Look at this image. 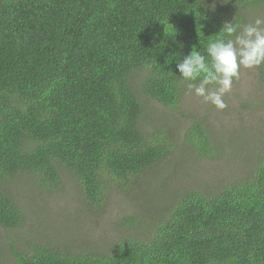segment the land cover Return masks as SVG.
Returning a JSON list of instances; mask_svg holds the SVG:
<instances>
[{"label": "trees", "instance_id": "1", "mask_svg": "<svg viewBox=\"0 0 264 264\" xmlns=\"http://www.w3.org/2000/svg\"><path fill=\"white\" fill-rule=\"evenodd\" d=\"M256 9L264 0H0V226L26 233L0 253L13 264H264V141L248 173L143 198L102 243L31 228L18 191L43 199L72 182L96 217L112 189L143 193L181 142L214 158L222 141L202 114H183L176 65ZM147 101L178 123L146 127Z\"/></svg>", "mask_w": 264, "mask_h": 264}, {"label": "rangeland", "instance_id": "2", "mask_svg": "<svg viewBox=\"0 0 264 264\" xmlns=\"http://www.w3.org/2000/svg\"><path fill=\"white\" fill-rule=\"evenodd\" d=\"M257 17H264V9L251 11L247 24ZM223 100L227 106L221 110L203 98L186 92L180 106L184 115L188 111L200 113L213 125L217 141L224 144L218 143L220 148L214 158L201 157L181 142L165 164L149 172L142 186L143 193L136 196L135 193L124 194L112 189L107 210L96 217L83 210V201L72 182H66L57 193L43 199L27 198L22 183H18L20 197L28 212L27 224L35 230L40 228L53 235L55 233L59 239L102 243L117 236L114 231L116 218L123 213L140 210L145 201L143 198L156 201L165 189L170 192L172 188L180 186L218 184L248 173L254 165L256 148L264 141V81L257 77L256 69L241 68L240 78L233 81L231 90L224 95ZM145 103L147 108L143 124L146 127L149 128L153 124L151 122L178 123L177 111L156 102ZM177 128L182 130L180 126ZM183 131L178 133L180 141ZM23 231L5 230L0 226V241L4 244L7 237L15 234L25 236ZM10 260V255L0 253V264H13Z\"/></svg>", "mask_w": 264, "mask_h": 264}, {"label": "clouds", "instance_id": "3", "mask_svg": "<svg viewBox=\"0 0 264 264\" xmlns=\"http://www.w3.org/2000/svg\"><path fill=\"white\" fill-rule=\"evenodd\" d=\"M205 53L192 50L176 68L187 82V94L222 110L227 106L223 97L240 78L241 68L264 65V17L245 25L225 23L220 35L207 43Z\"/></svg>", "mask_w": 264, "mask_h": 264}]
</instances>
